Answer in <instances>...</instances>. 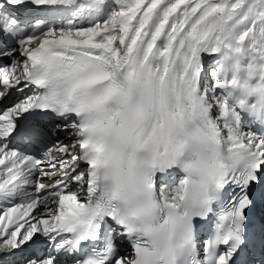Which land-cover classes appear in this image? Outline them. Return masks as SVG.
I'll list each match as a JSON object with an SVG mask.
<instances>
[{"label": "snow or ice", "instance_id": "1", "mask_svg": "<svg viewBox=\"0 0 264 264\" xmlns=\"http://www.w3.org/2000/svg\"><path fill=\"white\" fill-rule=\"evenodd\" d=\"M254 196L264 0H0V264H233Z\"/></svg>", "mask_w": 264, "mask_h": 264}, {"label": "bare ground", "instance_id": "2", "mask_svg": "<svg viewBox=\"0 0 264 264\" xmlns=\"http://www.w3.org/2000/svg\"><path fill=\"white\" fill-rule=\"evenodd\" d=\"M42 13H37V15H41ZM15 93H13L12 97H9L8 101H5L4 103H8L11 99H13L15 97ZM61 139H64V137H61ZM253 237L257 238L258 240H260L261 235L260 234H255Z\"/></svg>", "mask_w": 264, "mask_h": 264}]
</instances>
